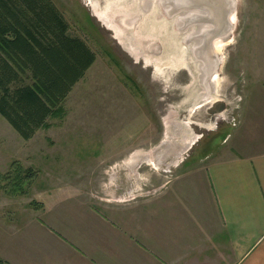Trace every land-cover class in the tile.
Returning a JSON list of instances; mask_svg holds the SVG:
<instances>
[{"label":"rangeland","instance_id":"rangeland-1","mask_svg":"<svg viewBox=\"0 0 264 264\" xmlns=\"http://www.w3.org/2000/svg\"><path fill=\"white\" fill-rule=\"evenodd\" d=\"M51 1L68 22L69 34L81 38L96 58L62 112L29 140L0 116V155L9 178L4 187L14 190L29 169L27 192L14 195L38 212L44 211L47 193L105 206L117 156L164 155L174 172L177 155L197 157L213 137L217 144L216 113L235 108L243 65L253 57L264 60V0H235L229 36L214 40L220 62L207 80L188 37L198 25L184 27L183 15L167 14L159 0ZM204 96L214 103L201 104ZM193 143L200 147L195 150ZM153 166L141 169L161 172Z\"/></svg>","mask_w":264,"mask_h":264},{"label":"crops","instance_id":"crops-1","mask_svg":"<svg viewBox=\"0 0 264 264\" xmlns=\"http://www.w3.org/2000/svg\"><path fill=\"white\" fill-rule=\"evenodd\" d=\"M243 66L235 108L215 116L219 142L177 155L174 172L164 155L115 157L105 206L46 192L40 214L2 180L0 264H264V60Z\"/></svg>","mask_w":264,"mask_h":264},{"label":"trees","instance_id":"trees-1","mask_svg":"<svg viewBox=\"0 0 264 264\" xmlns=\"http://www.w3.org/2000/svg\"><path fill=\"white\" fill-rule=\"evenodd\" d=\"M95 58L81 38L69 34L51 0H0V116L22 139L62 112ZM29 171L10 194L27 192ZM7 178L0 175V188Z\"/></svg>","mask_w":264,"mask_h":264},{"label":"water","instance_id":"water-1","mask_svg":"<svg viewBox=\"0 0 264 264\" xmlns=\"http://www.w3.org/2000/svg\"><path fill=\"white\" fill-rule=\"evenodd\" d=\"M169 15L182 14L180 22L185 27L198 25L194 34L193 53L200 59L206 80L214 76L220 60L215 58V42L226 40L232 27L230 15L235 10V0H159ZM215 40V42H214ZM195 41V42H194ZM207 58V59H206ZM207 61V63H206Z\"/></svg>","mask_w":264,"mask_h":264},{"label":"bare ground","instance_id":"bare-ground-1","mask_svg":"<svg viewBox=\"0 0 264 264\" xmlns=\"http://www.w3.org/2000/svg\"><path fill=\"white\" fill-rule=\"evenodd\" d=\"M189 38H191V37H189ZM206 100H207V99H206ZM206 100H205V101H206Z\"/></svg>","mask_w":264,"mask_h":264},{"label":"flooded vegetation","instance_id":"flooded-vegetation-1","mask_svg":"<svg viewBox=\"0 0 264 264\" xmlns=\"http://www.w3.org/2000/svg\"><path fill=\"white\" fill-rule=\"evenodd\" d=\"M207 59V58H206ZM206 63H207V61H206Z\"/></svg>","mask_w":264,"mask_h":264}]
</instances>
